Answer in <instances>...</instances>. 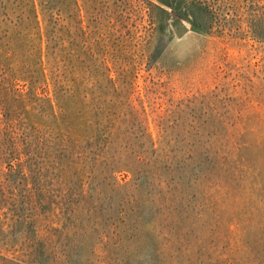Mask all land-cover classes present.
<instances>
[{
	"label": "rangeland",
	"instance_id": "1",
	"mask_svg": "<svg viewBox=\"0 0 264 264\" xmlns=\"http://www.w3.org/2000/svg\"><path fill=\"white\" fill-rule=\"evenodd\" d=\"M0 264H264V0H0Z\"/></svg>",
	"mask_w": 264,
	"mask_h": 264
}]
</instances>
